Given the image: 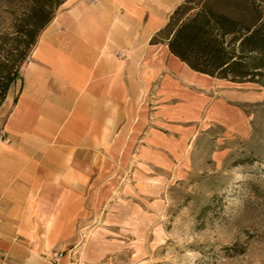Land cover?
Returning <instances> with one entry per match:
<instances>
[{"label": "rangeland", "instance_id": "obj_1", "mask_svg": "<svg viewBox=\"0 0 264 264\" xmlns=\"http://www.w3.org/2000/svg\"><path fill=\"white\" fill-rule=\"evenodd\" d=\"M29 6L0 0V85L23 49ZM169 75L137 104L147 132L85 192L82 215L41 252L43 264H264V87Z\"/></svg>", "mask_w": 264, "mask_h": 264}, {"label": "crops", "instance_id": "obj_2", "mask_svg": "<svg viewBox=\"0 0 264 264\" xmlns=\"http://www.w3.org/2000/svg\"><path fill=\"white\" fill-rule=\"evenodd\" d=\"M181 1L65 0L40 32L0 106L12 103L0 135V257L10 264H43L41 252L65 239L85 192L147 132L137 104L154 79L197 78L149 43Z\"/></svg>", "mask_w": 264, "mask_h": 264}, {"label": "trees", "instance_id": "obj_3", "mask_svg": "<svg viewBox=\"0 0 264 264\" xmlns=\"http://www.w3.org/2000/svg\"><path fill=\"white\" fill-rule=\"evenodd\" d=\"M15 60L3 71L0 105L40 32L65 0H29ZM164 44L192 70L264 87V0H182L149 39Z\"/></svg>", "mask_w": 264, "mask_h": 264}, {"label": "built area", "instance_id": "obj_4", "mask_svg": "<svg viewBox=\"0 0 264 264\" xmlns=\"http://www.w3.org/2000/svg\"><path fill=\"white\" fill-rule=\"evenodd\" d=\"M96 1V0H93ZM116 56L119 58L126 57V54L123 51H117ZM0 264H10L9 255L7 252H4L0 257Z\"/></svg>", "mask_w": 264, "mask_h": 264}]
</instances>
